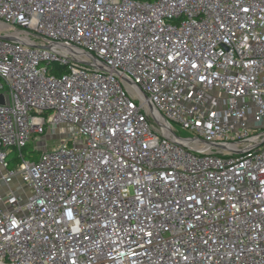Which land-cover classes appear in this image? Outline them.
<instances>
[{
    "label": "built area",
    "instance_id": "2783aa9c",
    "mask_svg": "<svg viewBox=\"0 0 264 264\" xmlns=\"http://www.w3.org/2000/svg\"><path fill=\"white\" fill-rule=\"evenodd\" d=\"M0 24V264H264V0H0Z\"/></svg>",
    "mask_w": 264,
    "mask_h": 264
},
{
    "label": "rangeland",
    "instance_id": "374dc122",
    "mask_svg": "<svg viewBox=\"0 0 264 264\" xmlns=\"http://www.w3.org/2000/svg\"><path fill=\"white\" fill-rule=\"evenodd\" d=\"M1 25V24H0ZM11 31H22L18 26H13ZM177 136L181 138H188L191 135L185 131L179 130L177 125H174ZM71 131L70 125H58L48 130L45 135L36 137L33 142H31L32 149H37L41 151L51 150L55 148L62 139H64L67 134Z\"/></svg>",
    "mask_w": 264,
    "mask_h": 264
},
{
    "label": "trees",
    "instance_id": "16d2710c",
    "mask_svg": "<svg viewBox=\"0 0 264 264\" xmlns=\"http://www.w3.org/2000/svg\"><path fill=\"white\" fill-rule=\"evenodd\" d=\"M137 1H147V2H153L157 0H137ZM23 156L25 159H31L36 160L40 154L39 150L32 149V145L29 144L23 149ZM20 163V159L18 158V155L15 151L11 152L9 155V167L13 168L15 165H18Z\"/></svg>",
    "mask_w": 264,
    "mask_h": 264
},
{
    "label": "water",
    "instance_id": "95a60500",
    "mask_svg": "<svg viewBox=\"0 0 264 264\" xmlns=\"http://www.w3.org/2000/svg\"><path fill=\"white\" fill-rule=\"evenodd\" d=\"M0 104H1V105L3 104V97H2L1 94H0Z\"/></svg>",
    "mask_w": 264,
    "mask_h": 264
}]
</instances>
